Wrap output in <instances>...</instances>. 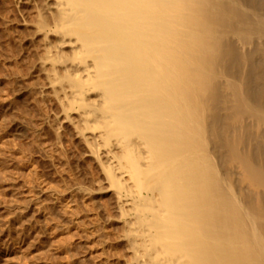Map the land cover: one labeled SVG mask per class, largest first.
<instances>
[{
  "label": "bare ground",
  "instance_id": "1",
  "mask_svg": "<svg viewBox=\"0 0 264 264\" xmlns=\"http://www.w3.org/2000/svg\"><path fill=\"white\" fill-rule=\"evenodd\" d=\"M17 1L55 135L65 124L99 172L49 186L94 264H264V0ZM75 192L110 194L115 243Z\"/></svg>",
  "mask_w": 264,
  "mask_h": 264
},
{
  "label": "rangeland",
  "instance_id": "2",
  "mask_svg": "<svg viewBox=\"0 0 264 264\" xmlns=\"http://www.w3.org/2000/svg\"><path fill=\"white\" fill-rule=\"evenodd\" d=\"M16 1L0 0V264H42L51 254L49 264H66V254L71 256L72 264H94L86 233L75 226L64 205L57 202L56 187L50 189L56 184H69L72 189L77 183L93 187L91 179L99 172L65 124L61 126V138L55 135L57 109L53 99L45 97L47 90L42 94L45 82L37 64L41 50L40 40L33 39L34 16L26 1ZM75 193L85 221L98 226L106 236L110 234V241L115 243V230L103 209L108 204L109 211L114 212L110 194L95 196L91 201ZM45 199L50 201L53 213L51 208L44 209L48 206ZM47 217L50 224L46 223ZM48 226L51 230L56 226L68 238L70 233L68 240L73 243L68 241L67 245L72 250L66 252V247L64 250L60 243L54 244L56 233ZM121 253L129 256L124 248Z\"/></svg>",
  "mask_w": 264,
  "mask_h": 264
}]
</instances>
